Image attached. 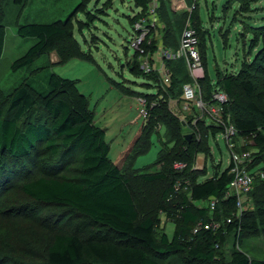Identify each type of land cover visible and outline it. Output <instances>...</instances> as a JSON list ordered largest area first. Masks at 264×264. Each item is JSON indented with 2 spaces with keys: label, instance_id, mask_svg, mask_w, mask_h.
Returning <instances> with one entry per match:
<instances>
[{
  "label": "trees",
  "instance_id": "obj_1",
  "mask_svg": "<svg viewBox=\"0 0 264 264\" xmlns=\"http://www.w3.org/2000/svg\"><path fill=\"white\" fill-rule=\"evenodd\" d=\"M28 1L12 0L17 7ZM191 1L188 0V3ZM131 2L138 10L128 20L132 28L136 21L145 17L147 0ZM158 2L157 16L160 25L151 39V44H144V56L152 63V57L158 48L176 51L183 32L182 28L178 35L179 24L182 27L187 20L196 31L198 50L205 70V39L208 31L201 27L197 16L198 0L196 9L190 15L186 12H173L169 0ZM232 2L233 0H228L227 4ZM249 28L253 34L249 52H255L252 60L249 63L242 62L236 75L223 73L216 68L215 82L208 80L206 71L204 79L199 81L204 86L202 94L205 102L213 104L212 95L215 92H222L228 98L223 105L224 125L206 126L203 121L205 139L198 144L194 153H191L190 148L193 137L190 140L186 139L187 135L179 137L178 125L168 127L163 141L166 143L158 151L156 160V164L161 165V171L152 175H133L134 178L146 181L168 179L154 213L138 212L135 205L138 194L131 185L132 179L126 177L109 158L110 146L105 140V130L95 124L88 100L77 90L74 81L52 73L48 76L44 90H37L32 83L25 82L14 91L8 101L9 111L13 112L11 116H3L0 99V188L15 179L19 174L18 169L21 170L22 166L26 168L30 154L36 151L38 145L44 144L51 153L59 156V164L54 170L68 171L73 161L79 160L77 176L38 178L26 182L21 187L22 193L40 206L71 210L98 229L93 236L87 238L83 237L84 233L55 234L43 259L37 264H159L152 254L158 257L185 254L188 264H264V259H250L248 254L234 248L240 247L244 236L262 235L264 238V179H255L248 196L250 202L255 203L256 213L244 211L237 220L233 218L236 213L235 200H222L232 179L231 167L228 165L222 173L216 172L212 178L200 182L205 168L199 171L193 165L197 154L203 155L205 159L210 155L209 133L215 136L219 132L223 133L228 126L235 129V141L241 143L235 149L236 152L250 151L244 145V140L250 139L257 150L254 156L252 154L250 167L264 163V86L258 87V79L264 77V23ZM17 35L35 39V43L24 56L12 64L13 70L32 65L39 56L70 37L62 21L24 24L17 29ZM158 35L160 38H157ZM4 39L5 27L0 12V57ZM133 56L140 57L137 52ZM164 64L170 73V85L165 91L170 96L177 95L182 101V87L190 82L185 62L183 59L164 60ZM242 66L248 69L244 70ZM143 75L149 83L161 84L156 71ZM185 79L188 81L185 82ZM37 106L44 111L46 120L20 124L21 118ZM159 133L160 131L157 135ZM149 139L145 138L133 150L129 166L149 152L152 145ZM179 141L180 149L177 148ZM6 156L9 158L7 161L2 159ZM174 162L184 163L186 168L177 172L173 169ZM260 170L264 173V167ZM177 181H188L189 185L176 195L174 185ZM211 199L218 200L213 211L208 206ZM178 212L181 225L174 227L172 238L169 239L166 233H162L157 239L155 232L162 216L171 217ZM65 217L66 215L55 221L62 222L66 220ZM229 218L233 222L226 224ZM51 219V216H47L44 223ZM213 222L221 225L217 231L192 234L197 223ZM231 235L234 237V245L224 256L223 250L229 245L227 238Z\"/></svg>",
  "mask_w": 264,
  "mask_h": 264
},
{
  "label": "rangeland",
  "instance_id": "obj_2",
  "mask_svg": "<svg viewBox=\"0 0 264 264\" xmlns=\"http://www.w3.org/2000/svg\"><path fill=\"white\" fill-rule=\"evenodd\" d=\"M227 1L198 0L197 16L201 27L208 31L204 61L206 75L211 82L216 80V68L223 73L236 75L242 62L249 63L252 60L255 52H249L253 39L249 26L255 28L264 23V0H233L229 4ZM0 10L5 27L4 47L0 57V99L3 116L13 114L9 111L8 101L14 91L25 82L32 83L37 90H44L48 76L52 73L74 81L77 90L88 100L95 124L105 130V140L110 146L109 158L126 177L132 179L131 185L138 194L135 199L138 212L154 213L168 179L146 181L134 178L133 175H152L161 171V165L156 164V160L158 151L166 143L163 141L168 127L178 125L179 137L191 135L193 144L190 148L191 153H194L198 144L205 139L206 130L202 122L206 126H223L218 123L219 119L224 121L223 112L221 115L218 112L217 117L210 116L208 112H199L195 103L186 104L177 95H168L165 91L167 86L162 82L158 85L148 82L143 75L145 72L142 65L148 57L133 56L134 50L130 48L134 33L128 20L138 12L131 0H29L19 7L12 0H0ZM56 21H62L66 25L70 37L39 56L32 65L13 70L12 64L24 56L35 43V39L19 37L17 29L24 24H50ZM187 24V20L182 27L179 24L178 35ZM159 53L156 51L152 57L153 62L149 61L155 65V71L161 65L158 62ZM242 68L248 69L246 66ZM186 70L188 73V69ZM157 74L159 75L158 72ZM189 81L193 83L190 76ZM258 81V87L264 86V77ZM196 86L204 101V86L200 82ZM35 120H46L44 111L38 106L21 118L20 124ZM224 132L225 129L223 133L219 132L215 136L209 133L210 155L206 159L199 154L195 157V163L198 156L205 161L202 164L205 173L201 175L200 182L212 178L216 172L222 173L228 167L230 150ZM145 138H150L149 141L152 142L149 152L129 166L133 150ZM178 144L177 148L180 149L181 141ZM244 145L253 156L257 153L251 139L244 140ZM35 150L30 154L31 158L27 159L26 168L21 167V170H27L18 169L17 177L0 188V264H37L43 259L55 234L84 233L83 237L87 238L98 230L71 210L40 206L22 193L21 187L26 182L38 178L77 176L79 160L73 161L68 171L59 172L54 170L59 164L57 154L51 153L44 144L38 145ZM2 159L7 161L9 158L6 156ZM263 167L264 163H260L254 169L260 170ZM243 209L246 213H256L255 203L252 202L244 204ZM242 213L237 211L238 215ZM64 215L66 220L55 221ZM47 216L53 219L45 224ZM180 219L179 212L171 217L162 216L155 237L159 239L162 233H166L171 239L174 227L181 225ZM53 221L56 223L53 224ZM227 241L229 245L224 247V256L232 249L234 237L229 236ZM234 248L248 254L250 259H264L262 235L244 236L240 247ZM152 257L159 264H188L185 254L171 257L152 254Z\"/></svg>",
  "mask_w": 264,
  "mask_h": 264
},
{
  "label": "built area",
  "instance_id": "obj_3",
  "mask_svg": "<svg viewBox=\"0 0 264 264\" xmlns=\"http://www.w3.org/2000/svg\"><path fill=\"white\" fill-rule=\"evenodd\" d=\"M170 8L173 12H186L189 15L196 9L197 0H192L188 3V0H169ZM159 9L158 0H147V11L145 17L136 21L132 27L134 37L130 42V48L137 52L140 56H144V44L149 46L151 39L154 36L155 31L159 27V20L157 12ZM198 38L196 31L191 27L189 21L183 29L181 34L179 48L176 51L164 49L160 47L158 51V62L160 67H156L159 73L161 82L165 86L170 85V73L165 67L164 60H176L183 59L188 69V74L193 83L183 85L181 92V99L184 103H195L199 112H208L210 116H213L219 112H223V105L226 103V95L223 93H214L212 95L213 104H209L202 100L200 97L199 89L196 83L203 80L205 77V70L201 63V58L198 50ZM160 56V57H159ZM144 72L150 74L155 71V65L151 64L148 59L142 62ZM140 107H141V103ZM217 117V116H216ZM219 119V115H218ZM211 123V121H210ZM218 123L224 125L222 119H219ZM224 137L226 139L227 146L230 150L229 166L232 179L227 187L226 193L222 198L223 201L228 199H234L236 203L235 217L237 220L243 212V205L246 202H250L249 194L252 191L253 183L255 179H264V173L260 170L251 168L252 165V153L250 151L236 152L235 149L239 146V142L235 141L236 131L232 126L225 127ZM177 172H182L186 168L184 163H175L173 166ZM195 169V168H194ZM196 170V169H195ZM188 181H177L174 185V193L177 195L182 189L188 187ZM217 199H211L209 201V209L214 210L217 205ZM233 220L231 218L226 220V224H231ZM220 224L213 223H197L192 230V234H198L200 231H217L220 228Z\"/></svg>",
  "mask_w": 264,
  "mask_h": 264
},
{
  "label": "crops",
  "instance_id": "obj_4",
  "mask_svg": "<svg viewBox=\"0 0 264 264\" xmlns=\"http://www.w3.org/2000/svg\"><path fill=\"white\" fill-rule=\"evenodd\" d=\"M204 158V157H203ZM203 158L201 157V156H198V158H197V160H196V163H195V165H194V168L196 169V170H202L204 167H203V165H204V162H203ZM205 160V159H204ZM203 164V165H202ZM229 165V164H228Z\"/></svg>",
  "mask_w": 264,
  "mask_h": 264
},
{
  "label": "water",
  "instance_id": "obj_5",
  "mask_svg": "<svg viewBox=\"0 0 264 264\" xmlns=\"http://www.w3.org/2000/svg\"><path fill=\"white\" fill-rule=\"evenodd\" d=\"M186 139H187V140H190V139H191V135H187V136H186Z\"/></svg>",
  "mask_w": 264,
  "mask_h": 264
}]
</instances>
